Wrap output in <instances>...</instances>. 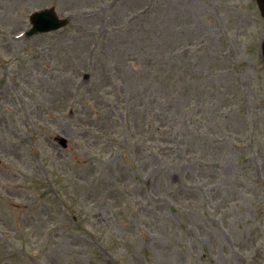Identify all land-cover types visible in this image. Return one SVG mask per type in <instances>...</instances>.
<instances>
[{
	"label": "rangeland",
	"instance_id": "1",
	"mask_svg": "<svg viewBox=\"0 0 264 264\" xmlns=\"http://www.w3.org/2000/svg\"><path fill=\"white\" fill-rule=\"evenodd\" d=\"M263 40L255 0H0V264H264Z\"/></svg>",
	"mask_w": 264,
	"mask_h": 264
},
{
	"label": "water",
	"instance_id": "2",
	"mask_svg": "<svg viewBox=\"0 0 264 264\" xmlns=\"http://www.w3.org/2000/svg\"><path fill=\"white\" fill-rule=\"evenodd\" d=\"M261 17L264 19V0H256ZM30 22L32 25L31 30L28 35L36 34L39 32H48L51 30H56L57 28L66 25V20H59L53 13L52 10H44L41 12H36L30 16ZM262 57L264 60V41L261 46ZM64 147V141L60 142Z\"/></svg>",
	"mask_w": 264,
	"mask_h": 264
}]
</instances>
